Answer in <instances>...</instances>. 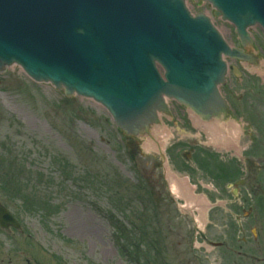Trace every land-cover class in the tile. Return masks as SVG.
<instances>
[{"label": "rangeland", "instance_id": "374dc122", "mask_svg": "<svg viewBox=\"0 0 264 264\" xmlns=\"http://www.w3.org/2000/svg\"><path fill=\"white\" fill-rule=\"evenodd\" d=\"M201 1L188 0L213 16ZM213 18L238 45L234 26ZM250 33L261 47L257 62L244 65L239 78L231 74L222 91L232 107L237 102L234 109L261 121L264 33L259 27ZM168 104L174 116L161 122L174 138L155 150L145 138L126 136L92 99H66L15 64L0 71V203L21 223L0 226V264H145L148 257L152 264H264V163L250 166L256 176L240 185L245 162L231 159L243 149L252 157L264 147V132L261 145L251 146L244 121L224 116L237 125L238 147L219 148L194 127L188 109ZM168 171L210 204L203 221L171 193ZM138 217L137 232L131 224ZM123 231L142 249L130 244L125 253Z\"/></svg>", "mask_w": 264, "mask_h": 264}, {"label": "water", "instance_id": "95a60500", "mask_svg": "<svg viewBox=\"0 0 264 264\" xmlns=\"http://www.w3.org/2000/svg\"><path fill=\"white\" fill-rule=\"evenodd\" d=\"M209 1L243 44L249 26L264 28V0ZM224 56L248 57L185 0H0V69L17 63L68 97L93 98L128 134L150 132L164 96L206 119L226 111ZM0 224L19 227L2 205Z\"/></svg>", "mask_w": 264, "mask_h": 264}, {"label": "bare ground", "instance_id": "6f19581e", "mask_svg": "<svg viewBox=\"0 0 264 264\" xmlns=\"http://www.w3.org/2000/svg\"><path fill=\"white\" fill-rule=\"evenodd\" d=\"M191 120L194 127L202 129V131L208 135L212 144H215L219 148L226 147V149L235 148L237 149L238 144L236 141V136L238 133L237 125L231 120H223V116L214 117L206 119L204 116L191 111ZM161 119L150 125V132H147L144 136L146 138V147L154 148L155 150H162L168 140H172L174 136L162 125ZM168 179L170 184L171 193L178 199H182L185 202L183 209L192 212V210H197L199 216L197 221H203V213L205 209L210 207L207 200L202 198L201 195H196L193 188L189 185L187 180L178 179L176 175L168 171ZM85 227L84 224L80 225ZM91 224L87 227L91 228ZM93 228V227H92ZM219 244V243H214Z\"/></svg>", "mask_w": 264, "mask_h": 264}, {"label": "flooded vegetation", "instance_id": "af4514ba", "mask_svg": "<svg viewBox=\"0 0 264 264\" xmlns=\"http://www.w3.org/2000/svg\"><path fill=\"white\" fill-rule=\"evenodd\" d=\"M244 49L245 51H250L248 50V48H242ZM238 65L242 70H243V62L242 61H232L231 62V65ZM231 74H233V72H231ZM243 74V73H242ZM237 104V102H235V105ZM233 112V115L235 116V118H238V119H241L244 121V126H243V129H246L247 130V136H249V138H251V146L254 144V143H259L261 145V132H264V131H261V128H264V126H260V123H264V119H260L257 118V120H255L252 116H251V113L245 109H241L240 106L237 108V109H233L232 110ZM171 114H173L174 116V112L173 111H170ZM170 121V120H169ZM264 136V135H263ZM175 142V141H174ZM262 145H264V139L262 141ZM263 147V146H262ZM254 154L252 155V157L250 158H246L245 157V149L242 150V152L240 154H237V155H234L231 159L234 160V162L238 165L240 162L244 161L243 163L245 164V174L242 176V179H240L237 183L238 184H245L248 179H250V177L252 176H256L255 174H252L250 175L248 173V169L250 166H254L256 165L255 162L257 161L258 164L260 165V167H262L263 163H264V147L263 148H257L256 150H254ZM211 152V151H210ZM184 157L187 156L185 154H183ZM192 155V154H191ZM259 167V168H260ZM254 170V169H253ZM204 174V173H202ZM252 191L254 192V189H252Z\"/></svg>", "mask_w": 264, "mask_h": 264}, {"label": "trees", "instance_id": "16d2710c", "mask_svg": "<svg viewBox=\"0 0 264 264\" xmlns=\"http://www.w3.org/2000/svg\"><path fill=\"white\" fill-rule=\"evenodd\" d=\"M125 233V235H126V232H124ZM138 247V246H137ZM124 252L126 253V252H129L130 253V251H128V250H124ZM149 256H153V254H151V253H149ZM139 257V255H137L136 256V258H137V262H141V260L138 258ZM145 264H152V262H151V260H150V258L148 257L147 258V260L145 261Z\"/></svg>", "mask_w": 264, "mask_h": 264}]
</instances>
